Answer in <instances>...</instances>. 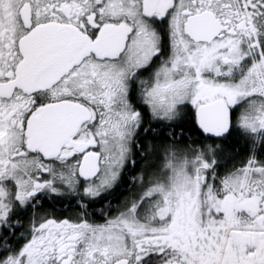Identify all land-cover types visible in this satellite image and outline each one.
<instances>
[{
  "label": "snow or ice",
  "instance_id": "6c2138e0",
  "mask_svg": "<svg viewBox=\"0 0 264 264\" xmlns=\"http://www.w3.org/2000/svg\"><path fill=\"white\" fill-rule=\"evenodd\" d=\"M0 264H264V0H0Z\"/></svg>",
  "mask_w": 264,
  "mask_h": 264
},
{
  "label": "flooded vegetation",
  "instance_id": "af4514ba",
  "mask_svg": "<svg viewBox=\"0 0 264 264\" xmlns=\"http://www.w3.org/2000/svg\"><path fill=\"white\" fill-rule=\"evenodd\" d=\"M182 126H183V120L180 122V127L177 128L178 132L182 130ZM141 143H145V142L142 141ZM247 155L249 154L243 153L241 155V160L244 159V157ZM136 159H139V157H136ZM147 163L149 162L141 161V163L136 167L135 171L131 170V166H129V170L124 178L125 182L121 183L119 187L115 191H113L112 194L105 201H103L100 204L93 205L92 208L89 210L90 213L93 211H95L96 213L93 219H95L99 223H103V220L100 219V212L102 209H104L109 203L112 205L113 208L120 206L124 201L132 198L135 193L140 191L138 182L134 184L133 179L142 174L144 170V165ZM75 203H76L75 201H71L70 204H65V205L57 204L56 208L61 210L57 214L61 216H69V217L74 216L78 211V209L74 207ZM65 208L67 209V211H63V209ZM111 214L114 215L115 213H111ZM20 231H24V229H20ZM17 235H19V233H17Z\"/></svg>",
  "mask_w": 264,
  "mask_h": 264
},
{
  "label": "trees",
  "instance_id": "16d2710c",
  "mask_svg": "<svg viewBox=\"0 0 264 264\" xmlns=\"http://www.w3.org/2000/svg\"><path fill=\"white\" fill-rule=\"evenodd\" d=\"M185 111H186V113H188L189 119L183 120L182 130L184 131V133L187 136H189V137H195L197 135V133L194 131V129L192 127V124L190 122V115H191V113L189 112V109H186ZM154 127H157V129H158V126L154 125ZM176 131H177V133H179L177 129H176ZM147 142H152V137L151 136H148L147 137ZM218 143H223L224 146L227 148V147H229L230 145H232L234 143V140H232L230 138L228 141H225V142H219L218 141ZM236 147L239 150V149L243 148L244 145L241 142L240 144H237ZM233 155H236V153H233ZM152 159L155 160V157H153ZM239 160H241V155H239L238 158H237V160L233 161V163H237V166H239V164H238V161ZM147 162H149V161H147Z\"/></svg>",
  "mask_w": 264,
  "mask_h": 264
},
{
  "label": "rangeland",
  "instance_id": "374dc122",
  "mask_svg": "<svg viewBox=\"0 0 264 264\" xmlns=\"http://www.w3.org/2000/svg\"><path fill=\"white\" fill-rule=\"evenodd\" d=\"M155 170V169H154Z\"/></svg>",
  "mask_w": 264,
  "mask_h": 264
}]
</instances>
